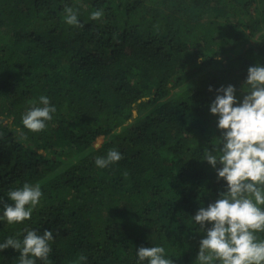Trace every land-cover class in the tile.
Here are the masks:
<instances>
[{"label":"trees","instance_id":"trees-1","mask_svg":"<svg viewBox=\"0 0 264 264\" xmlns=\"http://www.w3.org/2000/svg\"><path fill=\"white\" fill-rule=\"evenodd\" d=\"M256 65L264 0H0V216L9 191L43 193L31 219L0 220V243L47 230L52 251L36 264H140L153 246L198 264L211 225L192 217L227 190L204 160L222 137L210 106L228 85L242 102ZM40 96L56 112L32 133L21 118ZM111 149L123 158L98 168ZM19 255L5 249L0 264Z\"/></svg>","mask_w":264,"mask_h":264},{"label":"clouds","instance_id":"clouds-1","mask_svg":"<svg viewBox=\"0 0 264 264\" xmlns=\"http://www.w3.org/2000/svg\"><path fill=\"white\" fill-rule=\"evenodd\" d=\"M64 11L68 25L82 27L73 8L66 7ZM102 17V10L90 15L91 20ZM247 73L243 86L247 91H243L246 94L242 102L237 101L235 87L228 85L217 90L210 106L211 114L218 117L217 127L222 137L211 152L204 150V160L216 169L218 179L226 182L227 190L192 217L203 231L206 224L211 225L200 240L198 264H213V261L264 264V239L256 236V233L264 232V67L250 66ZM209 91H212L211 87ZM39 102L43 107L33 106L21 118L24 128L32 133L43 131L56 112L48 97L40 96ZM122 158L116 149H111L106 157H97L95 164L103 169ZM218 164L221 167L217 168ZM42 195L39 184L26 183L20 189L9 191L8 198L13 205L4 204L0 220L13 224L31 219ZM52 240L51 231L45 230L40 235L27 230L22 240L9 237L0 243V252L8 248L18 251V264H36L37 260L48 262ZM136 254L140 264L145 261L147 264H173L161 246L140 247Z\"/></svg>","mask_w":264,"mask_h":264},{"label":"water","instance_id":"water-1","mask_svg":"<svg viewBox=\"0 0 264 264\" xmlns=\"http://www.w3.org/2000/svg\"><path fill=\"white\" fill-rule=\"evenodd\" d=\"M137 115V112L136 111H134V116H136ZM5 121V120H4Z\"/></svg>","mask_w":264,"mask_h":264}]
</instances>
